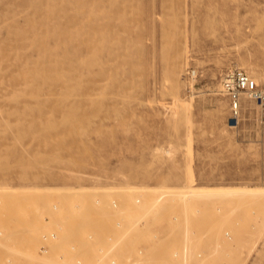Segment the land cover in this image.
I'll list each match as a JSON object with an SVG mask.
<instances>
[{"label":"rangeland","instance_id":"rangeland-1","mask_svg":"<svg viewBox=\"0 0 264 264\" xmlns=\"http://www.w3.org/2000/svg\"><path fill=\"white\" fill-rule=\"evenodd\" d=\"M234 68L264 89V0H0V263L50 264L60 219L52 254L94 264L112 233L122 264H264V111L231 120Z\"/></svg>","mask_w":264,"mask_h":264},{"label":"bare ground","instance_id":"bare-ground-1","mask_svg":"<svg viewBox=\"0 0 264 264\" xmlns=\"http://www.w3.org/2000/svg\"><path fill=\"white\" fill-rule=\"evenodd\" d=\"M248 73V72H247ZM249 74V73H248ZM250 75V74H249ZM251 76V75H250ZM252 77V76H251ZM223 78H224V76H223ZM253 78V77H252ZM254 79V78H253ZM256 80H257V78H255ZM254 79V80H255ZM255 80V81H256ZM257 83V82H256ZM257 86H258V84H257ZM222 87H223V79H222ZM248 96L249 98H251V99H254V98H252L251 96H250V94H248V93H243V95H242V99H243V96ZM244 109H245V111H247V112H251V110H252V104H251V102H246L245 103V106H244ZM163 146V145H162ZM162 149H163V147H161ZM160 148V149H161ZM172 148V147H171ZM171 148H167V149H164L165 150V152L166 153H171ZM161 149V150H162ZM157 150V149H156ZM25 175H27V174H24V176H22V179H27V176H25ZM79 179V178H78ZM76 186H78V187H76ZM184 186V185H183ZM77 188V189H72V188ZM184 187H187V185H185ZM56 188V187H55ZM59 189V191H58V194L59 195H62L63 196V200H61L62 202L63 201H65L66 202V204L67 205H65L67 208H69V209H71V212H72V210H75L76 208H79V212L81 213V208L82 207H84V209L86 210V204H81L82 203V201H83V199H87V196H86V191H87V187L85 186V185H74V186H60V187H58ZM126 190V189H125ZM199 190V189H198ZM188 191V193H187V195L185 194L186 193V191H184L185 193H183V191L182 192H179V193H177L175 196L174 195H168V196H166V195H163V196H159L158 197V199H157V203H159L160 202V200H162V199H167V197H170L171 196V198H173V199H175V198H179V197H185V196H188V194H192V193H190V192H192V191H190L189 192V190H187ZM200 191V190H199ZM225 191V190H224ZM243 191V190H242ZM245 191H246V189H245ZM256 191V190H255ZM258 191H260V189L258 190ZM198 191H196V193H197ZM223 191H221L220 193H222ZM226 192H228V191H225V192H223L224 194L226 193ZM250 192H252V191H250ZM261 192V191H260ZM259 192V194H261ZM263 192V191H262ZM55 193V192H54ZM236 193H238L237 191H236ZM240 193V192H239ZM245 194H246V192H244ZM243 193V194H244ZM247 193H249L248 191H247ZM254 193V192H253ZM194 194V193H193ZM202 195L201 196H203V194L204 193H201ZM226 194H228V193H226ZM255 195L257 194L258 196H259V194H258V192L257 193H254ZM264 194V193H263ZM189 195V196H190ZM197 195H199L200 196V194H196V196ZM248 195V194H247ZM62 196H60V199H61V197ZM196 196L194 197V198H191V200L192 199H196ZM200 196V197H201ZM198 197V196H197ZM261 197V196H260ZM264 197V196H263ZM138 198V197H137ZM140 198V197H139ZM199 198V197H198ZM113 201H117V203H118V205L117 206H114L113 205ZM136 202H137V199H136ZM141 202V201H140ZM64 203V202H63ZM61 204V203H60ZM55 205H57L58 207H57V209L55 208ZM119 202H118V200L117 199H113L112 200V202H111V207H112V209H114V210H118L119 209ZM66 207L64 208V209H66ZM53 209H55V211H57V213H59V205L58 204H56V203H54L53 204ZM62 210V209H61ZM75 211H78V210H75ZM62 213H63V211H62ZM60 215H62V214H60ZM88 214H85L83 217H86ZM63 218H65L67 221H70V220H68V219H70V216H63ZM116 228V227H115ZM117 229H121V228H117ZM53 230H56L58 233H59V240H56V241H54V242H52L51 243V251H53V250H55L54 249V246L56 245V243H58L59 241H61L62 239H64V238H67L66 236H67V228H66V224L62 221V220H58L57 221V226H54V227H50L49 229H47L45 232H43L42 233V237H43V234L44 233H46V232H48V233H50V232H52ZM92 230H90V231H88L87 232V240L89 241V242H85V244H88V243H91V244H94V243H96V236L94 237V239L92 240V239H90L89 238V232H91ZM227 233L229 234V232L227 231ZM75 239H67L66 240V245H70V243L71 242H73ZM78 243L80 242V245H81V249H82V252H83V254H84V263L83 264H94V259H92V258H90V257H88L86 254H85V252H84V243H83V241H78V240H76ZM42 243V242H41ZM107 247H106V249H105V251H103L104 253V256L102 257V259L100 260V264H108L107 263V260H106V258H105V254L110 250L116 257H117V264H122V260H121V258L119 257V255L121 254V255H123L124 256V254L125 253H128V252H132V249H128V250H124V248L123 247H121L120 248V251H118L119 253H117L116 254V250H117V247L119 246V244H120V240L118 239V236L116 235V234H114L113 235V233L112 234H110V236L108 237V242H107ZM130 245V244H129ZM156 249H154V251H155ZM50 251V253H49V255L47 254V256H48V258L47 257H41V258H39V261L42 263L43 261H45V262H48V263H50V264H67V261L68 260H70L71 261V264H75L74 263V261H73V255L69 252V250H68V252L65 254V257H64V255L61 257V255H62V253L63 252H58L59 250H57V253H56V255L55 254H52L53 252H51ZM40 253V252H39ZM155 253V252H154ZM42 254V253H41ZM69 255V256H68ZM130 255V254H129ZM155 256V255H154ZM129 261V260H128ZM127 261V262H128ZM129 263V262H128ZM2 264V263H1ZM33 264H38L37 262H34ZM131 264H133V263H131Z\"/></svg>","mask_w":264,"mask_h":264},{"label":"built area","instance_id":"built-area-1","mask_svg":"<svg viewBox=\"0 0 264 264\" xmlns=\"http://www.w3.org/2000/svg\"><path fill=\"white\" fill-rule=\"evenodd\" d=\"M223 91L228 95L231 108V120L234 123H239L241 118V108H242V95L243 93H248L252 98L257 100L260 107L264 111V89L257 86L256 81L245 71L239 68L230 69L226 72L223 78ZM141 198H137V202H140ZM113 205L117 206V201H113ZM57 205L55 208L57 209ZM116 228L122 227V221L117 219L115 222ZM89 238L94 239L95 232H89ZM59 233L56 230L52 232L44 233L42 237V243L39 245L38 251L42 254L50 253L51 243L59 240ZM80 242L76 240L67 245V252L73 255V261L75 264L84 263V254L81 249ZM65 254L62 253L61 257ZM105 258L108 264H117V257L109 250L105 254ZM1 264V263H0Z\"/></svg>","mask_w":264,"mask_h":264}]
</instances>
